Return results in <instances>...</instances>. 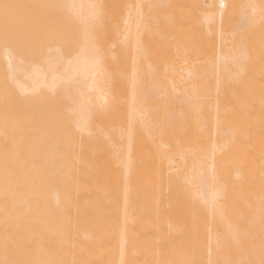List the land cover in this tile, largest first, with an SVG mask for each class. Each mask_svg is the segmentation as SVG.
<instances>
[{
    "label": "bare ground",
    "instance_id": "1",
    "mask_svg": "<svg viewBox=\"0 0 264 264\" xmlns=\"http://www.w3.org/2000/svg\"><path fill=\"white\" fill-rule=\"evenodd\" d=\"M64 2L73 128L3 83L0 52V258L58 261L64 228L65 264H108L123 228L121 264H264V0Z\"/></svg>",
    "mask_w": 264,
    "mask_h": 264
},
{
    "label": "rangeland",
    "instance_id": "2",
    "mask_svg": "<svg viewBox=\"0 0 264 264\" xmlns=\"http://www.w3.org/2000/svg\"><path fill=\"white\" fill-rule=\"evenodd\" d=\"M57 2H60V12L63 19L68 21V26L71 27L72 32L54 38L60 30L50 24L48 17L52 11H55L54 5ZM5 4L9 5V7L5 8ZM38 15L45 19L40 26L42 32L37 37V41L33 45L27 43L14 44L16 35L29 33L27 21ZM3 24H8L6 29L3 30L7 36L6 40L0 47L1 69H3L5 74V82L3 83L9 84L14 89L13 91L16 90L27 97L38 94L39 97L47 96L50 100L52 97L55 98V107L58 108L56 114L63 115L73 128L77 121V81L68 79V71L71 62H74L78 56L80 20L64 0H51V2L50 0H0V31ZM63 29L65 28L63 27ZM30 49L34 52H39V54L28 55V50ZM10 50L13 53H8ZM35 67H40L44 70L41 74H37L34 71ZM38 103L40 102L37 100H31L28 101L27 105L36 111L41 108V103ZM49 107L50 105L45 108L48 110ZM50 125L54 129L62 128L58 119H51ZM52 192L54 197L58 196L55 189H52ZM121 229L123 228H119L116 232L115 256L112 263L108 264H121L123 252ZM61 238V254L58 261L48 257L43 259L26 257L25 253L32 251L33 246L27 243H20L12 249L19 256L10 260L0 258V264H65L67 237L64 228L61 232Z\"/></svg>",
    "mask_w": 264,
    "mask_h": 264
},
{
    "label": "snow or ice",
    "instance_id": "3",
    "mask_svg": "<svg viewBox=\"0 0 264 264\" xmlns=\"http://www.w3.org/2000/svg\"><path fill=\"white\" fill-rule=\"evenodd\" d=\"M4 7H5V8H8V7H9V5L5 4V5H4Z\"/></svg>",
    "mask_w": 264,
    "mask_h": 264
}]
</instances>
